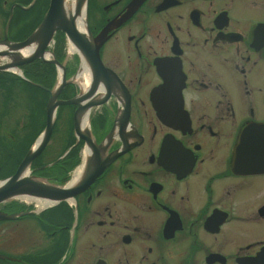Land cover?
Returning <instances> with one entry per match:
<instances>
[{"label":"flooded vegetation","instance_id":"1","mask_svg":"<svg viewBox=\"0 0 264 264\" xmlns=\"http://www.w3.org/2000/svg\"><path fill=\"white\" fill-rule=\"evenodd\" d=\"M47 7L0 0L9 41ZM81 11L93 57L77 51L57 98L78 100L56 111L59 155L29 173L77 191L2 204L0 264H264V0ZM35 65L0 73V179L47 125L53 75Z\"/></svg>","mask_w":264,"mask_h":264},{"label":"water","instance_id":"2","mask_svg":"<svg viewBox=\"0 0 264 264\" xmlns=\"http://www.w3.org/2000/svg\"><path fill=\"white\" fill-rule=\"evenodd\" d=\"M84 1L85 0H77L76 12L74 15H70L66 14L64 11L65 0H51L49 11L40 26L29 38L20 43H11L8 41L7 31L13 15H11L8 20L5 38L3 41H0V62L4 61L0 64V72L11 70L19 71V68L24 65L37 60H42L46 63L56 65L61 72L62 79L60 84L50 93L51 95L47 110V126L44 133L38 140L37 145L28 152L17 173L14 176L0 182V206L10 202L18 196H39L56 201L65 200L67 198H71L77 191L76 187L60 189L50 186L40 180H36L34 177H31L27 170L32 161L44 151L50 141L54 129L56 109L63 104L78 103V100L70 102H61L57 100L60 92L66 85L65 66L64 64H61L53 55L51 59H47L46 55L49 54L48 47L51 44L55 33L57 31H62L66 34L69 41L81 52L84 58L86 57V59L90 60L91 57H93V54L89 52L90 49L85 42L86 37L81 34L76 24V19L82 10ZM137 3L139 4V2ZM137 3H133L134 6L137 5ZM133 11L134 9L131 8L128 14L122 17L120 22L131 16ZM32 46L34 47L33 51L28 54V56H23L21 51ZM11 218L12 216L0 213V220Z\"/></svg>","mask_w":264,"mask_h":264},{"label":"rangeland","instance_id":"3","mask_svg":"<svg viewBox=\"0 0 264 264\" xmlns=\"http://www.w3.org/2000/svg\"><path fill=\"white\" fill-rule=\"evenodd\" d=\"M1 24H0V37L3 36V27H4V23L6 22L4 18H1ZM28 29L26 28V30L24 31H15L13 33H11V36H14V39H22L26 34L29 35L30 31H27ZM61 37V36H59ZM68 42H66V50L69 51V48H68V45H67ZM72 51V50H71ZM69 54V53H68ZM48 72L50 73V70H48ZM33 114L36 115V112L33 111ZM38 118V117H37ZM36 118V120H37ZM39 119V118H38ZM63 131V129H60L59 127H56L55 130H54V133L52 134L51 138H50V141H49V144L46 148V153L45 155H47L48 157L49 156H52V157H57L59 155V150L62 146V143L60 141V135H61V132ZM37 131L34 130V133L36 134ZM46 156V157H47Z\"/></svg>","mask_w":264,"mask_h":264},{"label":"bare ground","instance_id":"4","mask_svg":"<svg viewBox=\"0 0 264 264\" xmlns=\"http://www.w3.org/2000/svg\"><path fill=\"white\" fill-rule=\"evenodd\" d=\"M64 11L66 14H70V15H74L76 12V0H65V5H64ZM84 13L83 11H80V14L78 15L77 19H76V24L78 26V28L80 30H84ZM34 47H28L24 50L21 51L23 56H27L28 54H30L33 51ZM72 50V51H71ZM76 51V49L71 46L70 52ZM23 199H27V200H34L33 197L30 196H22Z\"/></svg>","mask_w":264,"mask_h":264},{"label":"trees","instance_id":"5","mask_svg":"<svg viewBox=\"0 0 264 264\" xmlns=\"http://www.w3.org/2000/svg\"><path fill=\"white\" fill-rule=\"evenodd\" d=\"M17 19H18V18L15 17L14 21L16 22ZM27 35H28V34H26L22 39H24ZM20 40H21V39H20ZM45 65H46V64H43V63H41V64H36V65L34 66V70H36V71H38V72H42V71L44 72V71H45L44 68L48 67L51 73H53V74L55 73L54 67H53L52 65H48V66H45Z\"/></svg>","mask_w":264,"mask_h":264}]
</instances>
